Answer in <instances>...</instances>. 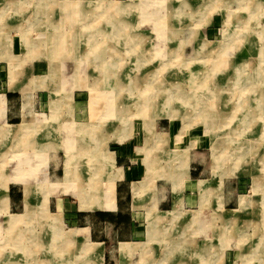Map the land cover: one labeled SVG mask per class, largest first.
Wrapping results in <instances>:
<instances>
[{"label":"crops","instance_id":"crops-1","mask_svg":"<svg viewBox=\"0 0 264 264\" xmlns=\"http://www.w3.org/2000/svg\"><path fill=\"white\" fill-rule=\"evenodd\" d=\"M20 1L0 0V7L3 3H19ZM46 1L49 0L30 1L28 5L24 6L26 10L24 16L14 21L16 26L11 21L10 25L0 26V97L4 101V108L0 111V134H4L3 127H6V133H11L14 143H7V145L8 148L12 147L14 154L25 150L28 151L29 155L35 156V159L37 154L45 155L47 177V182H42L41 189L38 191L29 167L30 164L28 165L29 168L27 169L26 166L25 170L28 173L24 174V176L28 175L32 178L30 184L23 181L24 176L21 181H13V176L17 174L14 170L15 174L9 177L11 182H7L6 189L2 190L0 187V197H7L6 210L10 212L19 208L22 212L17 214L22 215L31 210L54 212L59 214L64 231L74 230V233L68 236L73 242V246L68 254L64 253L61 256L56 252V248L63 246L64 240L58 238L51 240L52 230H49L46 235L45 243L46 241L53 243L50 249L55 250L53 256L57 258L56 264H67L64 257L73 258L74 255H77L81 258L84 255L83 247L87 242L100 245L101 264H124L120 257L121 242H128L131 247L128 264H151L141 259L142 248L150 251L154 255L155 261H163L166 253L159 257L160 255L156 254L157 248L164 244V248H162L167 251V247H171L167 240L175 237H177L175 241H178L179 245L183 242L182 239H188L191 242L187 240L186 248L183 246L179 249L171 247L180 252V260L176 262L178 258H174L173 264H188L183 254L195 259V264H236L237 261H241L240 242L235 239L239 232L241 235L244 230H251L253 227L258 228L260 223V227L262 226L264 179L258 175L256 178L258 186L254 189V177L249 182L246 178L239 179L228 176L226 169L225 171L216 169L213 164V153L207 150L209 147L211 148V141L206 134L209 131L207 128L209 117H203L204 126H197L194 124L196 117L191 118L188 110H182L179 104L176 105L179 107H176L177 111L174 112L173 118L157 117L151 107L143 109L144 100L140 91H136L137 100H134V95L127 94L123 96V101L117 102L118 98H115V92L112 89L115 99V104L112 107L116 118L109 119L107 122L104 120L105 123L102 122L103 119H97L96 122H72L67 117L71 109L65 103L59 108V119L50 118V94L52 90H50L49 75L51 64L62 61V64L59 63L61 73L58 74L57 81L60 77L70 78L75 74L74 68L71 72L68 68V65L74 62L73 47L75 45L78 48L86 45L92 47L94 44L88 39L86 45H81V42L79 44L77 40H74L73 35L70 39L72 26L77 22L80 24L84 21L87 22L89 15H92L91 13L96 12L97 9L92 6V0H85L79 6L74 5L70 0H57V7L54 6V10L47 15L44 13L46 11L43 6ZM204 1L209 4L211 0ZM247 2L250 6V3L259 4L257 2H261V0H246L244 3L235 2V4L240 6L247 4ZM30 4L31 8L29 9ZM219 6L215 5L212 9L205 10L201 25L210 24V15L212 11L218 10ZM87 25L89 26V22ZM216 25L217 23H214V27ZM214 31H217L216 27ZM241 32L237 40L242 39L247 47L243 48L244 46L241 45L228 50L224 48L218 53L219 55L225 53L229 56H240L239 58L242 60L233 66L235 72L236 68L241 67L240 65L243 63H246V70V67L252 64V59L247 60L245 57L251 55L252 50L256 53L247 39V32L245 33L244 30ZM61 34H64L65 38L60 42L56 41L55 37ZM185 39V35L184 38L183 36L182 38L175 37L174 42L178 44L181 42V48H183L185 47ZM192 41L195 45L194 56H211L210 41H207L206 38L204 40L199 33ZM212 41L216 45L220 43V40ZM167 42L170 45L169 40ZM204 45L210 52L204 49ZM173 47L175 48V44ZM55 48L58 49L54 54ZM256 55L260 61H258L259 64L254 62L250 66L252 73L258 65L264 66V58L261 59L257 53ZM180 56L184 57L182 52H180ZM76 75L80 76L77 71ZM226 79L227 82L224 87L230 85L231 80ZM249 81L253 84L260 83L257 77L254 79L251 77ZM76 82L78 84H74L72 81L61 82L59 99L65 101L64 96L70 95L74 88V95H82L80 92L82 89H78L82 87V80H76ZM90 86L88 89L91 94H96L99 98L105 93ZM44 91H47L49 95L48 116H45V111H47L45 102L41 101ZM134 92L132 91V93ZM108 105H106L107 110L110 106ZM130 105L140 108V113L146 114L149 111L144 119L142 118L141 122H138L139 125L143 126L140 133H131V117L121 116ZM98 109L100 110L99 107ZM92 110L94 113L97 112V106L95 110L94 108ZM73 124H75L74 127ZM102 125H108L111 128L108 127L105 133L101 129ZM70 126H72L76 137L68 135ZM109 141L116 143V146L109 149ZM73 143L86 148L85 151L89 150L91 153L90 162L92 169L97 173L96 181L103 182L104 174L113 173L116 168L120 170V178L115 180L113 186L114 210H82L78 207V200L66 194L60 185H51L61 181L65 173V160L68 156L66 147L68 146L69 150L74 151ZM2 147L7 148L6 143H0V148ZM172 148L186 153V161L182 167L177 168L175 163L169 159ZM104 152H112V166H105L101 163L100 157ZM77 154L78 152L75 150L73 156L77 168H79L83 165V161L77 160ZM32 162L34 165L35 161ZM174 169L177 172H182L180 176L172 177L171 171ZM147 176L154 179L153 195L150 196L148 192L139 194L137 190L134 192L135 189H139L137 187ZM5 181V178L4 180L0 178V184ZM200 181H202L201 185ZM85 183L81 176L75 179V186H79V188L86 187ZM201 186L205 187L206 193L204 190L202 191ZM56 188H60L61 196L55 195ZM71 197L75 199L74 204L70 200ZM241 197L247 201L246 207L240 206ZM73 206L76 209L71 208ZM152 206L154 209L150 210ZM50 207L54 208L53 212ZM174 208L180 209V215L172 213ZM64 211H67L65 217L70 218L71 221L64 220ZM256 215L257 220L255 221L253 219ZM64 222L67 225L69 222L70 227L68 229L64 228ZM241 223L245 226L239 227ZM16 224L19 226L25 222L20 220ZM21 231L23 230H18L17 235ZM216 232L219 233L216 235ZM215 241H218L219 244L215 245ZM221 245L223 251L219 258L217 253ZM200 251H206L207 254L202 256ZM82 258L83 262L88 263V259ZM172 259V257L165 259V264H172L170 263Z\"/></svg>","mask_w":264,"mask_h":264},{"label":"rangeland","instance_id":"rangeland-1","mask_svg":"<svg viewBox=\"0 0 264 264\" xmlns=\"http://www.w3.org/2000/svg\"><path fill=\"white\" fill-rule=\"evenodd\" d=\"M74 1H76V3ZM84 1L85 0H71L70 2L79 6V4H82ZM245 1L246 0H211L209 4H207L204 0H92V6H94L97 11L91 13L92 15H89V20L87 22L84 21L82 24L78 22L77 24H73L72 32H70V39L73 35L74 40H77L79 44L81 42V45H86V41L89 39L90 41H93L95 46H88L90 50L87 45L85 47L80 46L79 48L76 45L73 47L75 52L72 55L74 57V62H71V64L68 65V68L70 72L72 71V68H74L75 74L70 78L60 77L57 81V76L61 73L60 64H62V61L59 62L60 64L57 62L51 64L49 75L50 90H52L50 94V118L53 120L59 119L58 115L56 117L55 115L59 112V108L65 103L69 109H71L67 117L72 122H96L97 119H103L102 122L105 123L109 119L113 120L116 118L112 107L113 104H115L113 90L115 92V98H118L117 102L123 101V96H126L127 94H131L130 96L134 95V100H137L136 91H140L144 100L143 109L151 107L157 117L165 116L173 118L175 116L174 112L177 111L176 107H179H175V104L181 105L183 101L171 103V106L165 102L167 99L164 101L163 96L160 97L161 95H158L157 91H154L151 87L154 85L156 86L155 83H157L158 80H162L163 87L168 86L170 88H178L179 86L180 89H191L189 92L191 91L195 96L194 103L202 98V101L200 102L201 105L197 104L196 107L195 104L190 103L191 105L185 106L182 104L180 107L182 110L187 109L191 118H193V116L196 117L194 124H197V126H204L205 120H203V117H209L207 119V122L209 123L207 128L209 131H207L206 134L211 141L210 145L212 149L210 147L206 149L213 153L212 157L215 168L222 169L223 171L226 169L228 171V176L239 179L246 178L249 182L250 180L252 181V178L254 177V189H256L258 186V180H256L258 175L264 179V66L258 65L253 73L250 66H252L254 62L259 64L258 61L260 60L257 58L256 53L261 59L264 58V0L257 2L260 5V11L258 9V13L252 9V7H258V5H255L256 3H250V6L248 2L247 4H241L240 6L235 4V2L244 3ZM52 2V4L49 3L46 5V12L44 13L47 15L54 10V6L57 7V0H53ZM215 5H220V8L212 11L210 15V24L201 25L203 24L205 10L212 9ZM117 6L123 7V9L120 8L121 10L118 12H113V9ZM30 8L31 4L29 6V9ZM110 8L112 9V12H108V10L110 11ZM248 9L250 12L252 11L250 14ZM10 14L4 15L0 18L1 27L5 24L10 25L12 22L13 25L16 26L17 24H15L14 21H16L17 18L24 16L25 13H18L17 16ZM163 16L165 19H163ZM114 17L117 20L122 19V22L127 21V24H130V27L128 28L125 24L128 30L124 27H119L123 26L121 24L111 22V18ZM158 17L162 18V23L157 22ZM99 19H101L100 22ZM88 22L89 26L87 25ZM159 23H161V26L157 25ZM214 23H217L215 26L217 28L216 32L214 31ZM183 25L185 26L183 27ZM164 26H166V28ZM227 29L230 31L226 36H229L230 38L223 37V30ZM242 30H244L245 33L247 32V39L255 49L256 53L252 50L251 55L245 57L247 60L252 59V64H249L246 67V70V63H243L240 65L241 67L238 66L236 68L235 72L233 66L242 60L239 58L240 56H229L225 53L219 55L218 53L224 48L228 50L232 47L241 45L244 46L243 48L247 47V44L243 42L242 39H240V41L237 40V37H240ZM198 33L204 40L206 38L207 41L211 42L209 45V48H212L211 56H194L193 49L195 45H193L194 42L192 40ZM170 34L176 35L170 38L168 37ZM184 35L186 38V41H184L185 47L181 48L180 45H182V43L179 42L178 44L177 42H174V38H182V36L184 38ZM64 38L65 35L61 34L59 35V38L55 37V40L60 42ZM166 40H169L170 45ZM212 40H220L219 45L213 44ZM173 43L175 44V48L173 47ZM203 47L206 51H209L205 48V45ZM57 49L58 48H55L54 54L57 52ZM180 52H182V56L184 55V57L180 56ZM80 53L81 56H79ZM203 53L206 54L205 51H203ZM76 71L80 76H76ZM186 76H188V78H186ZM225 77L231 80V86L224 87L227 82ZM251 77H253V79L257 77L260 80V83L253 84V82L249 81ZM76 80H82V87L78 88L82 89L80 91L82 92V95H74V88L70 95L68 94L64 96L67 101L59 99V93L61 92L59 87L61 82L66 83L72 81L74 84H78ZM120 81L124 83L117 87L115 83ZM89 85H91L90 87L99 89L100 92L104 91L105 93L99 98L96 94H91L89 91L90 88L88 87ZM132 91L135 92L132 93ZM43 93L44 98L42 97L41 101L45 102V109L48 111H45V116H48L49 95L47 91H44ZM207 95L208 98L209 95H211L210 97H213L211 99L219 98L217 99V101H219H216V104L212 109V106L210 107L206 104V99H203V97ZM172 96L171 97L174 98V94ZM179 96L183 97V94L181 93ZM0 102H2L0 103L1 111L4 108L3 98L1 97ZM106 105L109 106L108 110L106 109ZM96 106L97 112L94 113L92 108L95 110ZM140 111V108H137L135 105H130L126 108V111L121 114V116L124 115L126 117H131V133H140L143 129V126L139 125L138 122H141V119H144L149 111H147L146 114L143 112L140 113ZM74 125L75 124H73V127ZM108 127L109 129L111 128V126L102 125L101 129L106 133ZM3 129L4 134H0V143H6L7 148H0V178L3 180L5 178L6 181L0 184L1 189H6V182H9V177L15 174L14 170L17 174L13 176V181L23 180L24 174L28 173V171L25 172L26 169H24L27 166V169L30 167L32 175L35 176L34 179L39 191L41 189V183L47 182L46 175H41L46 173L45 155L37 154V158L35 159V156L33 157L29 155L28 151L25 150L24 152L21 151L14 154L12 147L8 148L7 145V143H14V139L12 138L11 133H6V127H3ZM68 135L76 137L72 126L69 127ZM115 146L116 143L113 141L108 142L109 149ZM78 147L80 148V146ZM81 148L84 149L83 147ZM85 150L86 148L77 154V160L83 161V165L79 168H77L75 163L76 160L73 155L72 159H70L71 161L68 160V157L71 154L66 150V154H69L66 158L68 162L66 163V166L71 173L68 174L69 176L64 173L61 181L50 184L55 186L60 185L66 194L73 196L78 200V207L82 210H90L93 208L95 210L113 209L114 207L110 205L112 204V199L110 200L111 197L104 194L103 187L106 184L105 182H107V180H109L108 178H111L112 175L115 176L116 180L119 179L120 170L116 168L115 172H107V174H104L103 182L96 181L97 173L92 169L90 162L91 153H89V150ZM170 151L169 159L171 162L175 163L177 168L180 166L182 167L186 161V153L179 152L176 148H172ZM100 159L101 163L105 166L113 165L112 152L102 153ZM32 161H35L34 165ZM29 164H32L33 166H30ZM66 170L67 169H65V171ZM73 171L75 172L73 173ZM171 172L173 175L172 177L180 176L182 173L181 171L177 172L175 169ZM80 176L83 177L86 182V187L84 186L85 188L75 186L74 177L76 179ZM71 178H73L72 181L70 180ZM31 180L32 178L30 176H24L23 181L28 184L31 183ZM153 182L154 179L152 177H145L141 185L137 187L139 189H135L134 192L137 190L139 194L148 192L150 193V196L153 195ZM201 183L202 181H200V185ZM90 184L95 186L99 185L97 187L98 194L96 193V198L98 196L101 198L102 205L96 203L97 205L92 208V202H94L93 199H95L93 197L96 191L94 193L89 192ZM106 187L107 189H110L111 185ZM201 187L202 191L204 190V193H206L205 187ZM29 188L31 189V187ZM59 189L60 188H56L55 195L57 197L62 195V192ZM74 198L71 197L70 199L72 200V204L75 203L73 202L75 201ZM88 200L93 201L89 203ZM109 201L111 203L107 204ZM6 203L7 197L1 196L0 264H54L57 261V258L56 256H53L55 250L52 251L50 249L53 246V243H48L47 241L45 243V238L47 237L46 235L49 230H52L51 240L54 238L64 240V245L56 248L58 255L61 256V254L64 253L68 254L71 250L70 248L73 246V242L68 236L72 235L74 230L64 231L61 226L59 214L53 212L54 208L50 207V210L53 213L44 210H31L22 215L17 214L22 212L19 208L8 212L6 210ZM239 203L241 204V207H246L248 205L243 197L240 198ZM71 208H74V206ZM152 208L154 209V206H152L150 210ZM65 213H67V211H64V220L71 221L70 218L67 219V217H65ZM172 213L180 215V209L174 208ZM256 217L257 215L253 220L256 221ZM261 217V227L260 221L258 228L253 227L251 230H244V232H241V235H239L240 232L237 234L238 236L235 240L240 242L239 247L240 252L242 253V260L237 261L236 264H264V248L261 247V244L264 243V233H262V231H264V214H262ZM56 218H58L57 221H55ZM20 220H24L25 224H19L18 226L16 223ZM63 226L65 229H68L70 227L69 222L68 225L64 222ZM243 226L245 225L242 223L239 224V227ZM20 229L23 231L19 232L17 235V232ZM176 238L177 237L167 240L168 245L171 247H177L178 249L179 247L181 248V246L184 248L187 247L188 239H182V245H179L178 241H175ZM218 244V241H215V245ZM120 246V257L124 264H128L129 251L131 249L130 244L128 242H121ZM163 246L164 244L160 245V247L157 246L156 253L157 255H160L159 257H162L166 253L163 257V261H155L154 255L146 250V248H142L141 259L151 264H165V259L171 257L173 259L170 260V263H174V258H178L176 262L180 260L179 251H176L171 247H167V251H165V249L163 250ZM83 251L84 255L82 257L86 260L88 259V263L83 262V258H80V256L78 257L77 255H74L73 258L64 257L65 262L67 264H101V247L99 244L87 242L83 247ZM222 251L223 247L221 245L217 253L219 258ZM205 254H207L206 251H200V255L204 256ZM183 256H185L184 259H186L188 264L196 263L195 259L188 255L183 254Z\"/></svg>","mask_w":264,"mask_h":264},{"label":"bare ground","instance_id":"bare-ground-1","mask_svg":"<svg viewBox=\"0 0 264 264\" xmlns=\"http://www.w3.org/2000/svg\"><path fill=\"white\" fill-rule=\"evenodd\" d=\"M30 1H32V0H21L19 3L18 2H8V3H3L2 5H1V7H0V18H2L4 15H9L10 13H12V14H10V15H13V16H17V14L18 13H25L26 12V10H25V8H24V6H26V5H28L29 4V2ZM53 0H49L48 2L46 1V3L44 2L43 3V6L46 8L47 6V4H52L53 2H52ZM71 1V0H70ZM24 2H25V5H24ZM75 3H76V1H74ZM201 3V2H200ZM203 3V2H202ZM119 4V3H118ZM75 5V4H74ZM255 5H258V7H252V9H254L255 10V12H257L258 11V9L260 8V5L259 4H255ZM68 7V6H67ZM44 8V9H45ZM123 9V7H120V6H117V7H115L114 9H113V12H118L119 10H121V9ZM248 8V7H247ZM260 10V9H259ZM167 11V10H166ZM170 11H172V10H170ZM250 11V10H249ZM108 12H112V9L110 8V11L108 10ZM159 12V11H158ZM252 12V11H251ZM250 12V13H251ZM105 13V12H104ZM169 13H171V12H169ZM258 13V12H257ZM169 15H171V14H169ZM257 15V14H256ZM156 16V15H155ZM172 16V15H171ZM103 17V16H102ZM150 18V17H149ZM162 18L161 17H158V21L157 22H161L162 20H161ZM163 19H165V17L163 16ZM97 20V19H96ZM101 21V19H99V22ZM98 22V21H97ZM111 22H114V23H116V24H121V25H123V26H119V27H124V28H126V26H127V28L128 27H130L128 24H127V21L126 22H122V19L120 20H117L115 17L114 18H111ZM162 23V22H161ZM161 23H159V24H157L158 26H161L160 24ZM125 24H126V26H125ZM165 24H166V22H165ZM157 26V27H158ZM165 28H166V26H164ZM126 28V29H127ZM116 29V28H115ZM128 30V29H127ZM234 30H236V29H234ZM32 31V30H31ZM170 31H172V30H170ZM230 31V30H229ZM229 31H228V29L227 30H224L223 32H224V37L226 36V35H228V33H229ZM120 32H123V31H120ZM119 32V33H120ZM167 32H168V29H167ZM58 33V32H57ZM173 33V32H172ZM233 33V32H232ZM50 35V34H49ZM119 35V34H118ZM165 35V34H164ZM174 35H176V34H174ZM173 34L171 35L170 34V36H168V37H170V38H172L173 36H174ZM232 35V34H231ZM63 37V36H62ZM124 37V36H123ZM166 37V36H165ZM229 36H226V38H228ZM56 38H59V35L58 36H56ZM61 38V37H60ZM119 38V37H118ZM136 38V37H135ZM230 38V37H229ZM45 39V38H44ZM264 39V38H263ZM235 42V41H234ZM39 46V45H38ZM95 46V45H94ZM181 46V45H180ZM207 47V46H206ZM161 49V48H160ZM114 51V50H113ZM162 51V50H161ZM172 51V50H171ZM170 51V52H171ZM170 52H168V53H170ZM210 52V51H209ZM110 54V53H109ZM115 54V53H114ZM171 56V55H170ZM177 56H179V55H177ZM120 67V66H119ZM180 69V68H179ZM244 72V71H243ZM262 73V72H261ZM259 74V73H258ZM77 76V75H76ZM112 76H114V75H112ZM159 76V75H158ZM211 76V75H210ZM72 79V78H71ZM184 79V78H183ZM211 80H212V78H211ZM173 82V81H172ZM122 83H124V82H117V83H115L116 85H117V87H119L120 85H122ZM153 83H155V82H153ZM162 83H163V81L162 80H158L157 81V83H155L156 84V86L154 85V86H152L151 88L152 89H154V91L156 90L157 91V93H158V95H161L160 97H162L163 96V98H164V101H165V99H167V101H165L167 104H170L171 105V103H175V102H182L183 101V103H181V105L182 104H184L185 106H187V105H191L190 103H192V104H195V106L197 107V104L198 105H201L200 104V102L202 101V98H200L199 99V101H197V102H195L194 103V98H195V96L193 95V93H191V91L189 92V90H191V89H189V90H187V89H184V88H182V89H180L179 88V86H178V88L176 87H168V86H162ZM212 83V82H211ZM216 83V82H215ZM112 88V87H111ZM207 88V87H206ZM208 89V88H207ZM259 89V88H258ZM257 89V90H258ZM210 90V89H209ZM172 91V92H171ZM183 94V97H180L179 95L180 94ZM164 94H165V96H167V97H165L164 96ZM174 94V98H172L173 95ZM172 96V97H171ZM211 95H209V98H208V95L207 96H205V97H203V99L205 98L206 99V104H208L210 107H211V109L213 108V106L216 104V101H217V99H219V98H215V99H211V98H213V97H210ZM220 96V95H219ZM210 100V101H209ZM254 100H256V99H254ZM219 101V100H218ZM217 101V102H218ZM263 101V100H262ZM4 102V101H3ZM51 102V101H50ZM199 102V103H198ZM259 102V101H258ZM0 103H2V102H0ZM53 103V102H52ZM53 104H55V103H53ZM162 105H163V103H162ZM165 105V104H164ZM176 105L177 104H175V107H176ZM183 105V106H184ZM2 106V105H1ZM3 106H4V103H3ZM168 106V105H167ZM172 106V105H171ZM59 107V106H58ZM58 110V109H57ZM171 110V109H170ZM163 111V110H162ZM169 111V110H168ZM167 111V112H168ZM204 111V110H203ZM202 111V112H203ZM54 112V111H53ZM211 112V111H210ZM200 113V112H199ZM208 113V112H207ZM198 114V113H197ZM58 115V112L56 113V115H55V117ZM53 116V115H52ZM246 120V119H245ZM148 121V120H147ZM60 126V125H59ZM88 128V127H87ZM83 131V130H82ZM86 133V132H85ZM91 135V134H90ZM6 136V135H5ZM77 141V140H76ZM75 142V141H74ZM67 143V142H66ZM72 143V142H71ZM65 144V143H64ZM31 148V147H30ZM72 148V147H71ZM73 148L77 151V152H81L82 150H84V149H82L81 147L79 148L78 147V145H75V143H73ZM73 149V150H74ZM251 149V148H250ZM66 150H67V152L69 153V154H71L70 156H69V154H68V160H70V159H72V155H73V152L75 151H72L71 149L69 150L68 149V146L66 147ZM81 154V153H80ZM40 155H43V154H40ZM110 158V157H109ZM111 159V158H110ZM45 160H46V157H45ZM71 161V160H70ZM46 163V162H45ZM66 163H68L67 162V160L65 161V166H64V172L66 173V175L67 176H69L68 174L69 173H71L70 171H69V168H67V166H66ZM74 166V165H73ZM19 168V167H18ZM24 169H26V168H24ZM65 169H67L66 171H65ZM17 170H19V169H17ZM35 172V171H34ZM75 171H73V173H74ZM72 173V174H73ZM76 173H78V172H76ZM42 176H45L46 175V173H43V174H41ZM40 175V176H41ZM75 175V174H74ZM72 177H73V175H72ZM149 177V176H148ZM34 178H35V176H34ZM80 178V177H79ZM91 178V177H90ZM72 179L73 178H71L70 180L72 181ZM109 180H107V182H105L106 184L104 185V187H103V189H104V194L105 195H107L108 197H111L110 198V200H111V202H112V204H110L111 202L109 201L107 204H110V205H112L113 206V199H115L114 198V193H113V187L112 186H114V182H115V176L114 175H112V177L111 178H108ZM74 180H75V177H74ZM94 181V180H93ZM150 181V180H149ZM151 182V181H150ZM7 183V182H6ZM98 184V183H97ZM101 185V184H100ZM111 185V187H110V189L108 188L107 189V187L106 186H110ZM99 186V185H98ZM97 185L95 186V185H93V184H90V191L89 192H95V195H94V197L93 198H95V199H93L94 200V202H92L93 200H88V202L89 203H91L92 202V204H93V206H92V208L95 206V205H97L96 203H98L99 205H102V203H101V198L98 196L97 198H96V193L98 194V190H97V187H98ZM100 188V187H99ZM102 188V187H101ZM146 188H148V187H146ZM103 191V190H102ZM91 198V197H90ZM244 200V199H243ZM241 202V201H240ZM244 204H245V202H244ZM104 205H105V203H104ZM106 207H107V205H105ZM108 208V207H107ZM94 209V208H93ZM114 210V209H113ZM211 216V215H210ZM55 220V219H54ZM58 220V218H56V220L55 221H57ZM14 221V220H13ZM217 233V232H216ZM228 235V234H227ZM260 245V244H259ZM258 245V246H259ZM261 247H263L264 248V243L263 244H261ZM68 248V247H67ZM251 255V254H250ZM249 255V256H250ZM245 256V255H244ZM74 264V263H73Z\"/></svg>","mask_w":264,"mask_h":264}]
</instances>
